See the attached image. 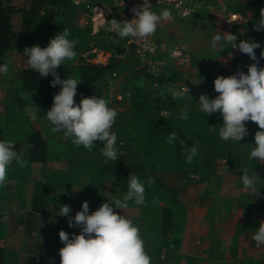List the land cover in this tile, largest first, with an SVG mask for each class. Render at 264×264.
<instances>
[{
	"label": "rangeland",
	"instance_id": "1",
	"mask_svg": "<svg viewBox=\"0 0 264 264\" xmlns=\"http://www.w3.org/2000/svg\"><path fill=\"white\" fill-rule=\"evenodd\" d=\"M30 1L0 0L3 3H13L20 9L11 13L12 27L13 24L19 25L12 29L11 44L3 50L1 55V65L7 60H11L12 63L6 75L0 74V140L14 139L15 150L24 161L27 146L26 134L34 129V124H37L49 141L46 158L48 162L55 163V172L45 169L44 180L38 176L42 173L41 170L32 177H28L25 164L21 167L15 160L13 161L14 172L7 173L5 186L0 187V208L12 209L13 214V219L9 220L7 217L10 213L4 215L5 213L0 212L2 264H50L49 258H51V264H60L59 249L63 247V244L59 239V231L64 230L71 238V235L78 234L79 230L78 227L69 228L68 221L65 222L58 217L53 183L60 175H67L79 166L74 165L77 162L74 159H79V155L71 154L72 151L69 149L66 150L63 131L55 134L51 132L53 126L47 120L46 113L50 110L52 103L41 104L37 90L21 88L19 70L21 67L29 66L27 57L24 56L25 47L33 45L46 47L51 38L60 34L63 29H68L70 33L68 39L77 41L74 49L77 52V59L66 60L57 71H65L63 79L75 77L80 81L74 97L75 102L79 104L81 98L85 97L84 90L89 84L87 79L94 73L90 64L84 60L82 53L90 45H100L104 42V37L94 35L90 31V26L83 23L82 14L77 9L68 12L65 9V14L55 15V5H47V7L52 9L54 19L58 18L62 21V26L57 32L53 28L49 29L43 37H26L20 28V20L21 15L29 7ZM101 1L113 2V0ZM66 2L68 0H65ZM231 4L239 12L238 21L234 27V35L238 37L237 43L240 40L251 39L264 48V30L259 32L253 30V25L260 20V17L254 13L253 0H233ZM165 9L171 11L173 18L161 21L157 27L156 37L161 44L177 51H173V55L164 54V65L157 77L148 76L138 61L133 59L132 52L126 51L122 57H112L110 67L104 69L92 81L100 86L98 98L106 99L109 107L114 108L118 113L111 129L117 135L115 147L118 155L116 161L110 162L111 166L115 167L123 179H128L131 175L128 174L134 171L136 164H139L141 165L139 174H132L139 179L142 177L143 179L140 180L143 182L142 180L148 178L146 176L149 175L150 170L156 168L158 164L160 143L167 139L170 132L175 131L179 139L188 134L192 135L198 155L194 157L195 162L186 164L188 169H198L201 179L211 181L215 174V167L222 165L234 168L236 188L242 189L243 187H239V184H242L241 177L247 169L249 175L258 176L260 183L257 182L256 186L260 192L264 193V162L248 159L250 151L255 146L254 133L259 130L258 126L254 122H246L249 132L247 137L238 142L224 141L219 137V128L223 126L221 114L216 112L211 116L206 115L200 110L198 102L201 94H207L209 99L218 95L213 84L217 76L232 75L237 71L238 66L241 71H247V66L253 61L246 54L226 44L223 49L220 46L215 49L211 47L212 37L225 32L222 13H214L199 6L188 15L177 16L170 7L163 6L158 9L157 14ZM100 31L104 32L105 29ZM261 48L255 51L257 58L260 59L259 66L264 67V58H260ZM230 53L234 58L228 60L226 64L223 63L222 60L227 59ZM136 66H139L138 69ZM183 86L190 89V97L173 100L170 90H180ZM185 106H187L188 114L200 115L197 117L188 115L187 120L180 119V109ZM29 108L37 112L38 118L35 121L31 120L27 114ZM158 116L167 119L172 128L168 133L146 139L145 124ZM120 120L123 123L125 121V124L119 125ZM176 123L177 125L174 126ZM136 140L143 142V155L138 161L133 151ZM98 143L103 145L101 141ZM63 163L67 165L66 168ZM86 164L88 165L83 168L87 170L94 171L98 167L96 160ZM153 190L155 186L145 184V195L155 193ZM32 196L41 200L45 207L44 213L36 212L33 217L28 214ZM165 203L171 206L177 226L181 225L183 215L181 205L170 199H166ZM1 216H3L2 219ZM74 216V214L70 215V217ZM30 218L32 221L29 220ZM243 228V224L237 226L239 234L242 233ZM238 238L240 242L242 237L238 236Z\"/></svg>",
	"mask_w": 264,
	"mask_h": 264
},
{
	"label": "clouds",
	"instance_id": "2",
	"mask_svg": "<svg viewBox=\"0 0 264 264\" xmlns=\"http://www.w3.org/2000/svg\"><path fill=\"white\" fill-rule=\"evenodd\" d=\"M134 19L131 21H117L115 18L105 20L106 30L115 32L121 39L132 38L142 43L144 48H151L149 37L155 34L161 21L171 20L170 10H162L160 14L151 10L148 0L131 9ZM187 14V13H186ZM236 17L233 16V19ZM253 30H264V8L260 10V20L253 25ZM68 29L51 38L46 47L33 45L24 48V56L27 57L29 67L35 70L41 77L52 76L51 87L60 86V90L54 95L50 110L47 111V120L51 123V132H64V135L72 139L77 147L83 146L92 151L95 141L103 142L102 154L107 161L117 160L116 142L117 135L111 131L118 115L114 108L109 107V102L104 98L82 97L79 104L74 97L80 81L73 78L61 79L57 68L66 60L75 61L77 52L74 50L77 41L68 39ZM237 35L222 32L212 37L213 49L228 45L240 53L246 54L253 61L247 66V73L237 67V71L227 77L217 76L214 79V90L218 95L209 99L207 94H201L198 98L200 110L206 115L219 112L223 119V126L219 128V137L224 141L238 142L249 135L246 122H254L259 130L254 133L255 146L249 153V160L264 162V67L259 66L256 49L261 44L254 40H240L237 43ZM223 41V43H222ZM154 51V49H152ZM179 53H177L178 55ZM234 58L230 53L223 63ZM260 58H264V48H261ZM11 60L0 65V74L9 72ZM171 98L190 97V89L183 86L180 90L171 89ZM29 118L35 121L37 112L31 108L27 110ZM180 119L187 120V106L180 109ZM179 142L181 146L185 141L180 140L175 131L167 136V143L173 145ZM197 148L194 146L186 152V163L191 164L193 157L197 156ZM16 161L21 167L23 161L15 150V142L9 139L0 140V187L7 181L8 167ZM243 186L251 195L264 198L258 190L260 183L256 174L249 175L245 169L241 177ZM155 179L149 176L141 182L136 175H130L127 181V191L122 199L115 198L112 201L102 203L95 211L89 214V204L83 201L81 210L74 217L68 219V227H78V234H72L60 230L58 235L63 244L59 249L60 264H152L150 255L145 249V241L141 230L134 225L131 219L118 214L116 209H126L129 202L136 205L145 204V184L151 186ZM158 204V200H153ZM60 216L69 217L71 208L68 204L61 205ZM252 239L257 247L264 245V221L254 232ZM50 264H51V258Z\"/></svg>",
	"mask_w": 264,
	"mask_h": 264
},
{
	"label": "crops",
	"instance_id": "3",
	"mask_svg": "<svg viewBox=\"0 0 264 264\" xmlns=\"http://www.w3.org/2000/svg\"><path fill=\"white\" fill-rule=\"evenodd\" d=\"M18 25L13 24L12 29ZM123 124L125 121L123 123L120 120L119 125ZM33 128L46 138L37 124ZM63 138L66 141V150L72 151L71 154L78 153L79 159H74L77 161L74 165L79 166L67 175H60L53 183L58 217L68 221L71 214L75 215L81 210L83 201L88 202L91 214L107 200L122 199L127 191L128 179H123L114 166L105 173L83 168L90 161H106L102 154L103 145L95 141L92 151H88L83 146L74 145L71 138ZM133 145L134 156L138 161L143 155V142L136 140ZM24 161L28 177L41 170L42 173L38 176L44 180L45 169L55 172V163L48 162L47 158L43 161ZM14 165V162L9 165L8 172H14ZM63 166L66 168L67 165L63 163ZM133 169L128 175L139 174L141 165L136 164ZM149 176L155 179L156 186L172 195L183 209L179 244L176 247L160 244V218L164 202L155 193L147 194L149 197L145 195L143 205L130 201L128 208L116 211L131 219L140 228L152 264H257L264 245L257 247L252 236L264 221V198L251 195L242 182L239 187L243 188L237 189L234 168L217 165L211 181L201 179L198 170L183 167H156L150 170L146 178ZM260 193L264 196L263 192ZM153 200H158L159 203L153 204ZM63 204H68L71 208L69 217L60 216L59 209ZM0 212L5 213L4 215L10 213L7 218L13 219L12 209L4 207L0 208ZM239 224L244 225L241 234L237 229ZM1 226L0 223V232ZM238 236L243 238L240 242Z\"/></svg>",
	"mask_w": 264,
	"mask_h": 264
},
{
	"label": "trees",
	"instance_id": "4",
	"mask_svg": "<svg viewBox=\"0 0 264 264\" xmlns=\"http://www.w3.org/2000/svg\"><path fill=\"white\" fill-rule=\"evenodd\" d=\"M253 4L255 6L254 13L257 17H260V10L264 8V0H253ZM47 5H55V15L65 14L66 10L68 12L77 9V5L74 4L72 0H68V2L66 3L65 0H31L29 3V7L21 15L20 20V28L24 36L43 37L47 33V31H49V29L55 28V31L57 32V30L62 26V21H60L58 18H53V11L51 8H48ZM17 10L20 9L13 3L0 2V65L2 63V52L10 44V37L12 33L11 13ZM94 35H101L104 37V42L100 44L101 46L110 45L116 52L123 51V44L107 39L104 35V32L101 31ZM133 59L137 60L135 57H133ZM110 62L105 66H95L90 64L94 73L87 79V83L89 82V84L84 90L85 98L92 96H96L98 98L97 94L99 93L100 86L98 83H92V81L96 79L104 69L110 67ZM138 67L136 66L137 69ZM58 73L60 75V78L63 79V77L65 76V71H61ZM51 80V75L47 77H41L35 70L31 69L29 66L21 67L19 70L20 87L23 89L37 90L39 93V100L41 104L52 103L54 95L60 90L59 85H57L56 87L50 86ZM188 115L197 117L200 114ZM176 125L177 123L174 124V126ZM171 128L172 126L167 121V119L158 116L156 118H153V120H151L149 123L145 124L144 135L146 139L152 138L158 136L161 133H168ZM180 140L185 141L183 146H181L179 142H175L173 145H170L167 143V139L160 143V150H158L157 158L158 164L156 166L157 168H187V164L186 162H184V160L186 159V152L190 151V149L194 147L192 135L188 134V136H183ZM25 141L27 146L25 148L24 158L27 162L43 161L46 159L49 141L47 140V138L43 137L37 129H33L28 132L26 134ZM193 162H195L194 157ZM96 170L101 173L109 172L111 170V163L106 161L99 162ZM152 186H155V190L153 191L155 192L156 196L164 202L161 208L160 218V244H170L173 247H176L179 244V233L181 225L177 226L176 221L173 217L172 208L165 203V200L170 199L177 203L179 202L172 195L161 190L155 184H152ZM44 208L45 207L43 202L41 200H37L35 196H32L28 214L33 217V214H35L36 212H43ZM29 220L32 221V218H30ZM2 263L3 247L2 245H0V264ZM257 264H264V251L262 252Z\"/></svg>",
	"mask_w": 264,
	"mask_h": 264
},
{
	"label": "built area",
	"instance_id": "5",
	"mask_svg": "<svg viewBox=\"0 0 264 264\" xmlns=\"http://www.w3.org/2000/svg\"><path fill=\"white\" fill-rule=\"evenodd\" d=\"M233 0H148L153 12L158 11L163 6H168L177 16H185L194 11L196 7L203 6L206 9L214 10L223 14V24L226 33L234 34V27L237 24L239 12L235 10L231 2ZM77 5V10L82 14L84 24L90 26V31L94 34L105 29L104 35L107 39L123 44V51L116 52L113 47L90 45L82 53L84 60L95 66L107 65L112 57H122L126 51H131L137 59L144 72L151 77H157L164 65V54L173 55L174 50L161 44V41L154 35L149 37L151 48H144L142 43L132 38L121 39L115 32L106 30L105 20L115 18L117 21H131L134 15L131 9L143 3V0H113L106 3L101 0H72ZM187 13V14H186ZM233 16L236 18L233 19ZM157 31V30H156ZM154 49V51L152 50ZM236 72V71H235ZM234 72V73H235ZM247 73V71H244ZM233 73V74H234Z\"/></svg>",
	"mask_w": 264,
	"mask_h": 264
}]
</instances>
